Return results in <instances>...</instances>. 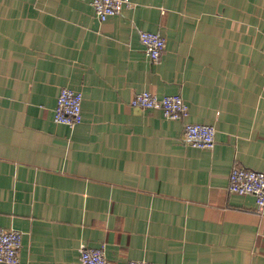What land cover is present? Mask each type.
<instances>
[{
	"label": "crops",
	"instance_id": "1",
	"mask_svg": "<svg viewBox=\"0 0 264 264\" xmlns=\"http://www.w3.org/2000/svg\"><path fill=\"white\" fill-rule=\"evenodd\" d=\"M92 0H0V226L18 264H264V215L228 189L234 165L264 172V0H130L101 21ZM140 30L165 39L152 62ZM62 87L75 126L54 120ZM180 94L187 122L130 105ZM5 264V263H0Z\"/></svg>",
	"mask_w": 264,
	"mask_h": 264
},
{
	"label": "built area",
	"instance_id": "2",
	"mask_svg": "<svg viewBox=\"0 0 264 264\" xmlns=\"http://www.w3.org/2000/svg\"><path fill=\"white\" fill-rule=\"evenodd\" d=\"M94 12L99 20L119 14L130 0H92ZM139 40L144 53L156 63L165 49V39L158 32L140 30ZM82 94L68 87H62L54 107L56 122L75 126L82 119ZM130 105L143 109H155L169 119L183 120L182 136L185 142L198 148H211L215 143V127L206 123L187 122L188 105L178 94L158 96L151 91L136 92L129 101ZM228 189L237 194H249L254 197L255 211L264 215V172L234 165L228 175ZM22 233L14 228L0 226V263L18 264ZM81 264H111L106 257L104 247L83 245L79 254ZM127 264H153L148 260H128Z\"/></svg>",
	"mask_w": 264,
	"mask_h": 264
}]
</instances>
